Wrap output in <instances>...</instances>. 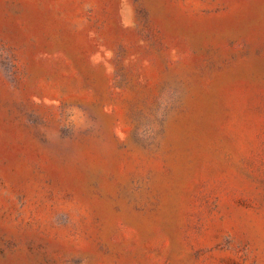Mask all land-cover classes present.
<instances>
[{"label": "rangeland", "instance_id": "rangeland-1", "mask_svg": "<svg viewBox=\"0 0 264 264\" xmlns=\"http://www.w3.org/2000/svg\"><path fill=\"white\" fill-rule=\"evenodd\" d=\"M0 264H264V0H0Z\"/></svg>", "mask_w": 264, "mask_h": 264}]
</instances>
